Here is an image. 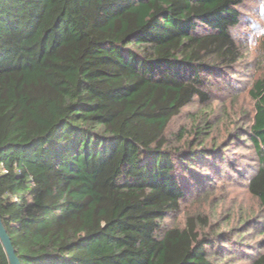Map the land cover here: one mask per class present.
Returning <instances> with one entry per match:
<instances>
[{
	"label": "trees",
	"instance_id": "16d2710c",
	"mask_svg": "<svg viewBox=\"0 0 264 264\" xmlns=\"http://www.w3.org/2000/svg\"><path fill=\"white\" fill-rule=\"evenodd\" d=\"M257 1L0 0V215L21 264H219L251 229L264 264V214L235 242L203 215L164 224L239 170L208 112L169 126L233 90ZM250 94L231 137L251 143L264 213V74Z\"/></svg>",
	"mask_w": 264,
	"mask_h": 264
},
{
	"label": "rangeland",
	"instance_id": "374dc122",
	"mask_svg": "<svg viewBox=\"0 0 264 264\" xmlns=\"http://www.w3.org/2000/svg\"><path fill=\"white\" fill-rule=\"evenodd\" d=\"M246 19L241 27L235 31L236 40L244 49V62L231 86V92H217L211 104L202 105L198 101L183 109V113L171 123L169 134L179 132L181 127L192 128L195 117L193 115L208 112L211 122L216 126L213 138L223 150H229L230 156L236 159L239 170L234 176L225 181H217L197 199L182 202L181 211L170 215L165 220L167 227H184L189 217L203 215L210 218L212 225L219 231L230 232L232 242L239 241L250 226H255L262 220L263 210L259 201L248 191L244 177L252 174L257 165L251 143L235 141L231 134L237 128L247 129L255 114L254 101L250 89L254 81L264 74V0L251 2L246 5ZM235 142V144H231ZM244 144L243 147H239ZM246 145V146H245ZM248 221V222H247ZM258 221V222H257ZM262 237L251 229L250 235L240 240L249 245L245 250L233 248L230 257H218L219 264H251L259 254L258 243ZM245 247V246H239ZM232 248V249H231ZM231 258V259H229Z\"/></svg>",
	"mask_w": 264,
	"mask_h": 264
},
{
	"label": "water",
	"instance_id": "95a60500",
	"mask_svg": "<svg viewBox=\"0 0 264 264\" xmlns=\"http://www.w3.org/2000/svg\"><path fill=\"white\" fill-rule=\"evenodd\" d=\"M0 240L3 244V247L6 250L9 264H21L20 259L17 255L16 249L13 247V243L9 233L6 231V228L3 223V218L0 215Z\"/></svg>",
	"mask_w": 264,
	"mask_h": 264
}]
</instances>
